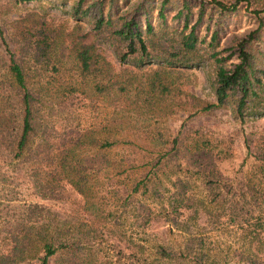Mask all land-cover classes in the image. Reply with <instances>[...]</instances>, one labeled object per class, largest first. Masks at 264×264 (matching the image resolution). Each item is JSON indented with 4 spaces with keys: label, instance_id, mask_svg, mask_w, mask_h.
Segmentation results:
<instances>
[{
    "label": "rangeland",
    "instance_id": "1",
    "mask_svg": "<svg viewBox=\"0 0 264 264\" xmlns=\"http://www.w3.org/2000/svg\"><path fill=\"white\" fill-rule=\"evenodd\" d=\"M71 3L0 0V264H39L44 239L60 230L76 252L48 264H161L158 245L193 256L164 264H264V181L252 173L264 117L213 105V60L122 62L115 44L86 37ZM253 7L264 0L240 3L221 47L258 26L264 11ZM89 40L99 59L85 72L75 49ZM11 60L31 95L21 151L24 91Z\"/></svg>",
    "mask_w": 264,
    "mask_h": 264
},
{
    "label": "trees",
    "instance_id": "2",
    "mask_svg": "<svg viewBox=\"0 0 264 264\" xmlns=\"http://www.w3.org/2000/svg\"><path fill=\"white\" fill-rule=\"evenodd\" d=\"M72 0L70 13L77 21L90 25L88 36H99L117 46L122 62L141 67L157 63L167 68L192 67L205 60L216 65L213 89L216 96L214 106H228L235 117H264V41L261 38L263 16L258 17V26L245 33L232 34L221 47L220 41L226 33L231 14H239L243 0ZM249 3V0H248ZM125 6V7H126ZM256 15L262 9L251 8ZM172 13V14H170ZM209 35L208 50L201 42ZM40 52L47 56L51 48L48 35L37 40ZM204 50V51H203ZM75 57L82 71L89 72L98 62L93 40L75 49ZM9 69L16 83L24 91L23 124L18 140V151L28 141L32 130L31 95L27 88L21 66L11 60ZM105 145H111L105 142ZM260 153L252 167L258 183L264 181V134L257 145ZM146 180L139 185H145ZM257 220L253 225L260 226ZM56 240L45 238L44 251L39 264H48L51 257L76 252V243L69 240L65 232H58ZM156 253L159 263L180 262L191 255V250L169 251L158 245Z\"/></svg>",
    "mask_w": 264,
    "mask_h": 264
}]
</instances>
